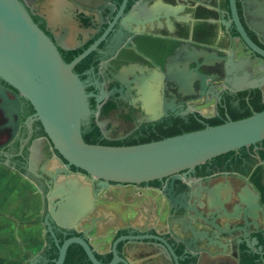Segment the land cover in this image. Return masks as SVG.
<instances>
[{
    "label": "water",
    "instance_id": "obj_1",
    "mask_svg": "<svg viewBox=\"0 0 264 264\" xmlns=\"http://www.w3.org/2000/svg\"><path fill=\"white\" fill-rule=\"evenodd\" d=\"M23 100L49 264H264V0H0L2 145Z\"/></svg>",
    "mask_w": 264,
    "mask_h": 264
},
{
    "label": "flooded vegetation",
    "instance_id": "obj_2",
    "mask_svg": "<svg viewBox=\"0 0 264 264\" xmlns=\"http://www.w3.org/2000/svg\"><path fill=\"white\" fill-rule=\"evenodd\" d=\"M77 6L90 14H108L117 7L119 0H72ZM9 138V137H8ZM57 159H63L58 153L52 151V146L45 138L43 128L34 117L32 106H27V100L19 101L18 126L15 134L0 144V164L6 165L25 176L38 190L39 207L37 210V223L42 228L41 241L35 254L27 256L22 264H49L51 240L47 237L49 210L46 193L48 181L47 171L59 168ZM96 193L93 206H96L98 186L86 180ZM13 259V258H12Z\"/></svg>",
    "mask_w": 264,
    "mask_h": 264
},
{
    "label": "rangeland",
    "instance_id": "obj_3",
    "mask_svg": "<svg viewBox=\"0 0 264 264\" xmlns=\"http://www.w3.org/2000/svg\"><path fill=\"white\" fill-rule=\"evenodd\" d=\"M0 174L2 175L3 188L7 187L11 190L16 188V190H18V194L16 196L18 200V208L21 206L24 207L27 203L26 210L30 213H28V216L26 217H30V219H25L24 215L20 217L18 216L19 225L17 226V234L24 232L26 238L31 239V242H33L30 246H28L25 242L20 240V236L18 235L16 246L11 247L5 255L3 254L0 258V264H22L27 256L37 252L40 243L38 235H42L40 232L42 228L37 223V210L39 207L38 190L28 179L21 177L14 171H10V169L1 164ZM19 211L20 210H18V212Z\"/></svg>",
    "mask_w": 264,
    "mask_h": 264
},
{
    "label": "crops",
    "instance_id": "obj_4",
    "mask_svg": "<svg viewBox=\"0 0 264 264\" xmlns=\"http://www.w3.org/2000/svg\"><path fill=\"white\" fill-rule=\"evenodd\" d=\"M10 171L13 172L14 170L10 169ZM14 172L17 173L16 171ZM17 174L20 175L19 173ZM20 176L25 177L23 175ZM17 194L18 190H16V188H13L12 190L8 189L7 187L3 188L2 175L0 174V258L3 256V254L5 255L11 247L16 246L18 235L20 236V240L25 242L28 246L33 243L31 242V239L26 238L24 232L17 234V226L19 225L18 218L24 215L25 219H30V217H26L28 216V213H30L26 210L27 203L24 207L21 206L18 208V200L16 197ZM18 210L20 211L18 212ZM38 240L39 242L41 241V236L39 235Z\"/></svg>",
    "mask_w": 264,
    "mask_h": 264
}]
</instances>
